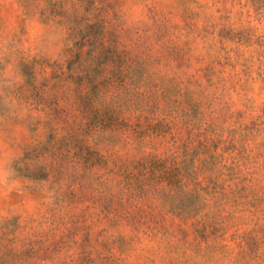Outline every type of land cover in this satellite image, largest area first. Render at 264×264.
Returning a JSON list of instances; mask_svg holds the SVG:
<instances>
[{
  "label": "clouds",
  "instance_id": "9594fccd",
  "mask_svg": "<svg viewBox=\"0 0 264 264\" xmlns=\"http://www.w3.org/2000/svg\"><path fill=\"white\" fill-rule=\"evenodd\" d=\"M0 264H264V0H0Z\"/></svg>",
  "mask_w": 264,
  "mask_h": 264
}]
</instances>
